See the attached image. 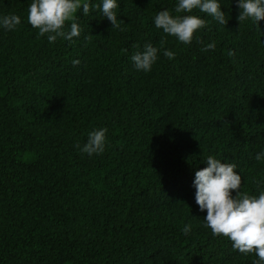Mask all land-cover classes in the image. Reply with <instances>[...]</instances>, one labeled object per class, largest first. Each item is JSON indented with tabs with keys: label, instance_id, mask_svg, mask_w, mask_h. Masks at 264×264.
<instances>
[{
	"label": "trees",
	"instance_id": "trees-1",
	"mask_svg": "<svg viewBox=\"0 0 264 264\" xmlns=\"http://www.w3.org/2000/svg\"><path fill=\"white\" fill-rule=\"evenodd\" d=\"M0 264H264V0H0Z\"/></svg>",
	"mask_w": 264,
	"mask_h": 264
}]
</instances>
